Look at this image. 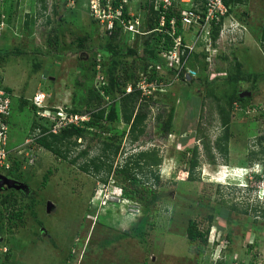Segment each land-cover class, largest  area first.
I'll return each instance as SVG.
<instances>
[{"label": "rangeland", "instance_id": "1", "mask_svg": "<svg viewBox=\"0 0 264 264\" xmlns=\"http://www.w3.org/2000/svg\"><path fill=\"white\" fill-rule=\"evenodd\" d=\"M121 1L129 18L120 22L116 41L108 42L104 22L111 17H97L92 11L97 0H0V85L12 94L10 170L0 175L24 186L0 184V264H209L219 250L213 238L226 244L225 255L231 260L264 264V154L258 142L264 136V0L231 4L224 24L229 29L211 43L207 58L201 55L206 52L204 33L196 34L195 28L180 31L184 43L194 48L195 57L182 66L187 79L166 72L167 59L158 54L161 87L135 104L136 110L148 113L137 142L118 134L128 130L124 123L109 125L117 135L115 143L121 142L112 170L139 152L155 149L162 158L156 171L138 175L143 183L132 189L135 197L139 192L146 197V188L157 194L148 210L123 199L121 191L130 186L113 173L104 184L99 181L104 173L95 177L79 169L85 159L72 165L36 144L39 131L33 124L47 123L35 117L34 94L44 92L45 105L54 111L107 109L106 99L100 105L89 100V93L103 86L98 81L101 70L112 69L125 83H133L151 59L144 43L145 0ZM200 1L177 9L191 11L200 20ZM237 27L242 31L236 32ZM98 62L101 69H95ZM111 90L110 102L117 101L119 94L115 87ZM234 93L246 100L232 106L223 158L214 149L222 134L217 109L226 107ZM168 118L171 134L162 130ZM102 132L79 139L69 158L89 146L90 157L102 156L108 136ZM204 141L216 157L214 165L208 162ZM193 147L199 165L196 179L189 181L188 152ZM9 212L20 217L10 219ZM191 220L199 231L209 227L206 245L189 242Z\"/></svg>", "mask_w": 264, "mask_h": 264}, {"label": "trees", "instance_id": "2", "mask_svg": "<svg viewBox=\"0 0 264 264\" xmlns=\"http://www.w3.org/2000/svg\"><path fill=\"white\" fill-rule=\"evenodd\" d=\"M40 1L44 2V0H40ZM194 2H196V0H194ZM223 2L228 7V13L226 16L221 17L218 22L215 23V21H212L211 23L212 25L210 31V39L213 42V44H215L216 40L219 38V33L222 28V25L226 22V19L229 16V13L231 11L230 9L231 4L242 3L241 0H223ZM200 3H201L200 5L201 9L205 11L204 1L201 0ZM100 4H101V8H105V0H101ZM142 6H144V4ZM183 6L184 5H181V8ZM110 7L112 12H115V10H119L121 12L118 19L117 18L112 19V27L106 28L104 32V35L108 38V42H115L120 34V31L122 30L120 21L124 20L127 22L129 17L127 14V6H125L121 0H112ZM145 7L147 11H146V19L143 24V32H146V35L144 36V43L147 45L149 49L148 51L151 55V59L149 60V62L145 63L142 72L147 71V67L150 63L151 64L158 63L159 52H161L162 50L169 49L172 45L171 39L168 37L166 33L156 31V28L159 25L161 14L158 11H154L152 0L148 2L147 6ZM43 8H45L44 5ZM180 12L181 9H177V7H172L168 11H166L164 15L165 27L163 29L165 28L167 29L169 27L168 23L172 17L173 18L175 17L177 19V25L180 26ZM54 13H56L55 10ZM106 25L107 22H105V26ZM25 26L27 27V22H25ZM179 33L180 32H178L177 34ZM84 41H86V38L78 39L79 45H82ZM260 42L264 44V26L262 28ZM201 55L203 58H205L206 52L201 53ZM192 57H195V55ZM183 59L184 58L182 57V60ZM97 66H100L101 69V62H98V64L95 66V69ZM182 71L183 70H181L178 75L180 76V78L187 79L185 75L181 73ZM170 72H175V71H170ZM96 73L97 71H95L94 76L96 75ZM100 75L103 76L104 79L106 80V85L102 86L100 90L95 87V89H93V91L89 93V100L93 101L96 99L98 105H100L101 102L105 101L106 99V101L109 102L110 105L108 106L107 109L101 107L93 111H90L91 112L90 118L88 122L85 123L84 128H76L73 126L65 127L59 133L52 134L49 131L51 129V124L49 123V121L47 119H42L38 117L36 114V107L31 103V107L34 110V114L37 121H42L47 123V125H42L38 123L33 124V129H37L39 131L35 139L36 144L39 147L43 148L44 150L50 152L55 157L62 159L63 161L68 160L69 163L72 165H75L78 159H85V161L81 165H79V169L82 172L86 174H92L95 177H97L98 174L104 173L105 177H102L99 180L104 184L107 183L108 177L111 175V173H113V177H115L118 180H122L123 182L127 183L130 186V189L126 190L123 188V190L121 191V196L123 197V199H126L134 204H140L141 206H143L145 209L148 210V208L155 203L157 199V194H155L151 188H146L148 189L146 197H143L140 192L139 195H136L135 197L133 195L132 189L136 188L139 184L143 183L139 179L138 175L140 173H143L144 170H147L150 173L152 172L153 169L154 171H156V169H158V167L161 165L162 158L159 156L158 150L155 149L146 152H139L137 154H134L133 156L126 158L123 161V164L116 166V168L112 170V165H113L112 160L119 153L121 142H117V144L115 143V139L117 135L112 132V129L109 126L111 124L113 125L116 122L124 123L126 127H128V130L126 129L122 130L118 134L122 136H129L130 141L137 142L140 136H142L144 133V121L147 118L148 113L140 109L136 110L135 104L137 100L141 98L145 99V97L141 95L140 91H137L135 89H133L130 93L125 92L126 86L129 84L134 86L137 78L133 81V83H125L124 78L121 74H114L112 69L107 70V68L104 71L101 70ZM149 78L159 81V79L156 77V70L154 67L150 71ZM113 87H115V91L119 94V97L117 101L111 99L110 102L109 97L110 94L112 93L111 89ZM6 90L10 92L8 88H6ZM245 100L246 98H242L237 93H234L231 99L227 102L226 107L219 106L217 109L220 117L222 134L215 140L214 149L223 158H226L228 153V141L230 138V122H231L230 113L232 110V106H234L235 103H241ZM11 105H12V99L8 110L9 114H10ZM119 111L121 112V117L119 115ZM67 112L71 114L80 113V111L77 109H72ZM7 124L9 125V116L7 118ZM99 129H102L103 130L102 133L108 135L107 138H105L102 142L103 145L101 152L102 156L90 157L89 156L90 146H89L84 150H81L76 156L70 159L68 155L71 151V147L73 148L77 146V141L79 139L82 140L83 138H86V134H90L93 131H97ZM162 130L165 134H171L172 132L171 118H168L165 121ZM258 142L259 144L262 145V149L260 153L264 154V136L259 137ZM203 148L205 149L208 162L214 165L216 163L215 162L216 157L211 151V147L208 141L203 142ZM188 154H189V161H188L187 179L189 181H193L196 179L194 177V170L199 165V154L197 151V147L191 148ZM16 168L17 166L15 167V169ZM9 170L10 168L8 170H3V172H7ZM153 178L155 180V184H159L160 181L158 174L154 173ZM150 194L151 197L148 196ZM5 200L6 198H4L3 201ZM15 217H20V214L9 212L10 219ZM227 222L231 223V220L228 219ZM39 224L41 225V223ZM208 233H209V227H207L202 232L199 231L197 227V223L195 221L191 220L188 222L187 238L189 242L191 243L201 242L202 245H206ZM225 238L228 239L227 237Z\"/></svg>", "mask_w": 264, "mask_h": 264}, {"label": "built area", "instance_id": "3", "mask_svg": "<svg viewBox=\"0 0 264 264\" xmlns=\"http://www.w3.org/2000/svg\"><path fill=\"white\" fill-rule=\"evenodd\" d=\"M97 0V6H98ZM151 0H145L144 6H147L148 2ZM204 1V9L202 18L199 20V17L194 16V14L191 13V11H181L180 12V26L177 25V19L172 17L168 23L169 27L166 29H163L165 27V12L168 11L172 7H178L181 5L184 6H192L194 4V0H152L154 11H158L161 14V18L159 20V25L156 28V31L158 32H164L168 35V37L171 39L172 45L167 50H162L160 55L167 59L166 64V71H175L177 74L180 73L181 70H183V63L191 56V53L193 52V46L184 43L181 33L182 29L187 28L188 31L191 30V28H195L196 34L198 33H204V49L206 51V58L209 56L208 52L210 49H212V41L210 39V31H211V23L212 21L218 22L221 17H224L228 13V7L224 4L223 0H203ZM100 3V1H99ZM110 6L108 4H105V8H101V6H98L97 8L92 7V11H97L96 15L99 17V15L109 16L111 17L109 22L108 20L106 28L112 27V19L119 18L118 16H115L114 18L111 16L112 11L110 10L108 12V9ZM119 10H115V13ZM120 12V11H119ZM121 12L118 14L120 16ZM122 23V20L120 21ZM127 23V22H126ZM105 24V22H104ZM197 26V28L195 27ZM127 28L132 31L131 25H128ZM229 28H225L224 25H222V28L220 30V33H223ZM146 33V32H144ZM236 33V32H235ZM231 35V34H230ZM182 57L184 58L182 60ZM99 67V66H97ZM155 68L156 70V77L159 79L160 76L158 74V70L160 69L159 64H150L147 67L146 72H141L140 75L137 77V80L132 85H127L125 88L126 93H130L133 89L140 91L141 95L143 97H149L150 90H153L154 87L160 88L161 81H156L154 79L149 78L150 71L152 68ZM98 81L101 82L103 86L106 85V80L103 76H98ZM160 86V87H159ZM100 87V86H99ZM100 88H102V86ZM45 93L44 92H38L32 96V105L36 107V114L38 117L42 119H47L49 123L51 124V129L49 130L52 134L59 133L63 128L65 127H76V128H84L85 123L88 122L90 118L91 112H85V113H78V114H71L66 111V109H60L58 111H54L51 109H48L45 105ZM12 94L8 90H6L5 87H2L0 85V172L3 170H8L10 168V161H9V149H8V124H7V118L9 116V106L11 104ZM217 243L216 246H218L219 250L216 254H213L212 262L209 264H244L239 262L235 259H229L225 255L224 248L226 247L222 240L220 238L215 239L213 238L212 244ZM222 243V244H221ZM228 243V241H227ZM220 245V246H219ZM223 245V246H221ZM224 251V252H223ZM224 253V254H223ZM251 264V263H246Z\"/></svg>", "mask_w": 264, "mask_h": 264}, {"label": "water", "instance_id": "4", "mask_svg": "<svg viewBox=\"0 0 264 264\" xmlns=\"http://www.w3.org/2000/svg\"><path fill=\"white\" fill-rule=\"evenodd\" d=\"M242 97V96H240ZM0 184H5L8 188H23V185H19V183L15 182L14 180L7 179L6 177L0 175Z\"/></svg>", "mask_w": 264, "mask_h": 264}, {"label": "clouds", "instance_id": "5", "mask_svg": "<svg viewBox=\"0 0 264 264\" xmlns=\"http://www.w3.org/2000/svg\"><path fill=\"white\" fill-rule=\"evenodd\" d=\"M224 24H225V23H224ZM224 24H223V25H224ZM239 31H242V27H237V31H236V32H239ZM240 34H241V33H240ZM253 175H254L253 177H255V180L258 179V183H260V180H259V178H258L260 174L257 175V174L255 173V174H253ZM246 189H248V188H246ZM98 198H100V197H98ZM124 200H126V199H124ZM126 201L128 202V200H126Z\"/></svg>", "mask_w": 264, "mask_h": 264}, {"label": "bare ground", "instance_id": "6", "mask_svg": "<svg viewBox=\"0 0 264 264\" xmlns=\"http://www.w3.org/2000/svg\"><path fill=\"white\" fill-rule=\"evenodd\" d=\"M103 214H104V212H103Z\"/></svg>", "mask_w": 264, "mask_h": 264}]
</instances>
